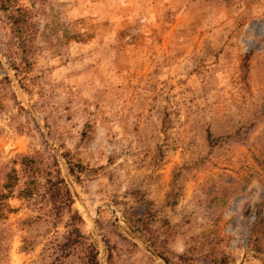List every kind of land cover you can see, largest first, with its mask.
Here are the masks:
<instances>
[{"label": "rangeland", "instance_id": "obj_1", "mask_svg": "<svg viewBox=\"0 0 264 264\" xmlns=\"http://www.w3.org/2000/svg\"><path fill=\"white\" fill-rule=\"evenodd\" d=\"M9 1L36 34L15 76L0 10V171L48 145L99 264H264V0ZM15 196L0 264H50L68 214Z\"/></svg>", "mask_w": 264, "mask_h": 264}, {"label": "trees", "instance_id": "obj_2", "mask_svg": "<svg viewBox=\"0 0 264 264\" xmlns=\"http://www.w3.org/2000/svg\"><path fill=\"white\" fill-rule=\"evenodd\" d=\"M0 10L5 12L8 25V37L1 54L9 59L7 64L15 72V76L20 77L25 66L17 61H24L29 65V57L35 50L33 41L36 32L31 20L33 9L16 7L9 0H0ZM51 152L48 145H45L31 154L18 155L11 161L18 166V170L10 167L0 171V219L5 201L13 196L15 190V197L36 207L38 215L31 221L46 225L48 231L56 228L61 216L67 213V225L70 229L59 237L54 231L56 234L47 248L49 263L64 264L66 259L75 257V264H99L95 244L84 237L77 227L82 221L72 211V196L60 173L58 161ZM61 158L67 165L69 174H75L74 166L78 168L77 173H80L82 167L72 165L66 153L61 154Z\"/></svg>", "mask_w": 264, "mask_h": 264}]
</instances>
